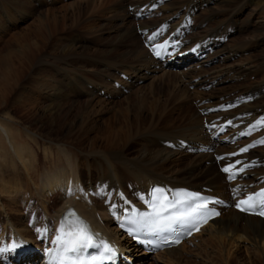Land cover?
<instances>
[{
	"label": "bare ground",
	"instance_id": "bare-ground-1",
	"mask_svg": "<svg viewBox=\"0 0 264 264\" xmlns=\"http://www.w3.org/2000/svg\"><path fill=\"white\" fill-rule=\"evenodd\" d=\"M53 1L0 0V41L4 40L3 37L12 30L11 27L17 25L20 20L25 22L27 14L36 4L37 7L44 8ZM89 1V5L97 3L101 13L108 11L116 14L121 11V7H127L120 16L127 25L121 30L119 40L112 47L84 56L88 47L80 40L81 37L73 35L72 32L59 37V33L67 27V14L60 15L56 8L51 7L48 8L43 23L37 20L38 22L35 21L26 30L13 33L5 41L6 46L0 49V110L9 109L14 105L15 109L35 119L25 123L27 134L34 141H37L35 136L39 134L42 139L51 142L45 144L47 146H44L43 156V150L40 152L35 145L13 143L10 130L4 118L0 116V129L4 131L11 145L8 155L11 158V170L15 171L14 173L7 169L0 156V183L2 186L4 184L2 188L9 194H14L12 187L16 189L15 186L19 185L18 192L24 195L21 201L23 208L33 212V218L42 211L46 219L54 220L56 226L62 220L63 214L73 207L79 215L89 220L94 228L105 233L109 239H115L111 231L115 235L118 234L119 218L128 209L118 194L120 187L126 189L134 200L149 198L150 186L154 183L169 188H206L213 194L224 196H229V188H233L237 183L240 186L237 192L244 188L260 187L258 181L264 178V143L254 150L251 149L245 156L246 160L249 159L248 162L257 159L254 169L246 172V177L237 183H228L220 170L223 162L217 160L216 156L222 152L235 151V145L212 139L209 128L230 121L231 129H242L256 122L258 129L253 137L264 134V56L258 59L257 56L254 57L257 47L262 45L264 48V0ZM158 1H162V4L155 14L162 11L161 17L138 21L135 19L139 8ZM204 4L207 5L205 8L208 7L205 10ZM212 4H215V7ZM249 4L261 8L263 19L260 27L248 32L246 37H243L246 29L240 27L242 35L237 37L235 42L228 44L230 55L241 49L243 53L240 54L244 60L239 62V66L227 67L226 73H222L220 69L206 67V61L217 60L215 54H218L219 50L216 52V47L222 45L223 39L230 37L231 29H235ZM131 6L136 9L132 13L128 10ZM197 8H203L202 15H198L199 19L196 14L200 10L197 11ZM188 17L193 20L195 18L191 34L186 32L190 26L181 24ZM158 27L164 31L169 27L171 31L180 29L185 32L184 38L189 45L184 39V50L199 44L204 51L212 46L214 53L203 63L192 55L184 57L175 66L158 65L144 45L147 35L143 33L146 29L153 31ZM47 33L51 35L50 40ZM130 45L132 47L128 48ZM48 47L51 50H48ZM218 57L227 59L228 56L226 53L219 54ZM253 64L257 65L254 67L255 71H252ZM174 67L176 70H172ZM250 67L252 70L249 71ZM114 71H117L116 75ZM144 71L157 75L161 86L155 82L150 85V89L131 92L138 82L137 79L146 76ZM122 74H126L127 78L124 79ZM239 75L244 76V82L241 83L246 85L244 89L238 90L241 85L234 82L230 88H227V85L216 87L217 83H223L226 78L234 79ZM206 86L210 88L207 90ZM228 89L231 90L227 93ZM80 96L85 97V108L89 112L104 115L105 112L113 110L111 112H114V115L104 118L101 124V118L96 117L100 119L98 121L93 117L92 127L83 126L84 115L76 113L80 111ZM121 98L141 104L140 106L144 105L143 108L149 103L147 108L150 112L146 115L140 110V113H137L139 121L134 123L136 118L127 112L128 108ZM223 103L225 107L216 110ZM55 131H66V136L53 137L51 134ZM84 138H87V143L79 144ZM41 142L36 143L41 146ZM187 142L190 146H185ZM135 146L137 147L133 149ZM206 146L213 148V151H199L198 148ZM5 175L9 176L8 180L4 178ZM131 183L136 184L137 190L141 192H134ZM30 189L39 196L38 199L43 195L40 202L45 212L33 210L38 199L31 195L25 197ZM55 196H61V201L56 200ZM5 207L6 210L19 212L9 203ZM54 208L57 209L51 214L50 211ZM38 227L42 229V226ZM5 232L12 235L8 240L9 244L29 240L33 242L31 239L35 238L31 234L32 230L20 229L15 223H11V220ZM205 232L209 233V237L199 244L200 257V253H203L207 255L206 259L213 260L210 252L215 247L221 253H228L229 258L224 264H264V220L242 214L233 208L224 209L221 216L204 227L200 233L177 247L158 252L157 257L166 258L169 264L181 262L186 253L191 254L193 251L185 250V245ZM6 236L2 235L1 238ZM124 240L126 241H117L128 247L122 243L129 244L130 240ZM242 249L248 256L247 260L241 258ZM237 256L239 262L234 260ZM33 258L34 256L27 260L32 262Z\"/></svg>",
	"mask_w": 264,
	"mask_h": 264
},
{
	"label": "rangeland",
	"instance_id": "rangeland-1",
	"mask_svg": "<svg viewBox=\"0 0 264 264\" xmlns=\"http://www.w3.org/2000/svg\"><path fill=\"white\" fill-rule=\"evenodd\" d=\"M256 1V0H255ZM87 4H86V3ZM171 2V1H170ZM50 5H46L44 6V8H39L37 7L38 5L36 4L35 5V8L31 11H29L30 13H28L27 15V18L24 21L20 20V22L15 25L14 27H11L12 30H10L4 37H3V41H0V49L1 48H4V46H6V43L5 41H7L11 35L15 32H20V31H23V30H26V28H29L32 24L35 23V21L39 20V22H44L45 18H46V13H47V10L48 8H56V12L59 13L60 15H64V14H67V21H66V25L67 27L61 32L59 33V37H62L64 35H67L69 33L72 32V34H76L77 36L81 37L80 40H82L85 45L88 47V52L85 51L86 53H84V56H90L92 54H94L95 51L97 50H100V49H107L112 47V45H115L116 41L119 40L120 36H121V30H124L126 25L124 23V21L120 18V16H122L123 14V11L127 9V7H121L119 12H117L116 14L114 12H103V15L100 11V9L98 8V5L97 3L96 4H93V5H89L88 3H90L89 0H54L53 2H49ZM81 3V5H80ZM84 3V4H82ZM87 5V6H86ZM213 7H215V4H212ZM74 6V7H73ZM207 5L205 4L203 8V10L207 9L205 8ZM77 7V8H76ZM96 7V8H94ZM260 7H257L256 5L254 4H249V6L247 8L244 9L243 11V14L240 18V20L238 21L235 29H231L233 31V33L230 34V39L228 40V42H222V45H219L217 46L218 49L216 50V52L219 50V53L218 54H215L217 56V60H214V61H208L209 64H211V62H215V64H213V66L210 67L211 68H215L214 70H222V73H226L228 68L227 67H232L231 65H236V66H239V62L243 61V57H242V54L240 53H243L241 51V49L239 50V52L233 54V55H230V49H229V43L230 42H235V40L237 39V37H239L241 34L240 32V27L241 28H244L246 30H244L243 32V37H246V34H248V32H253L255 29H257L258 27H260V22L262 21L263 19V14L261 12V8L259 9ZM45 9V10H44ZM80 9V10H79ZM96 9V10H95ZM131 9V8H130ZM128 9V10H130ZM201 9H198L200 11H198L199 13L196 14L197 18L199 19L200 17H198V15H202L203 13V10ZM109 10V9H108ZM210 10V9H209ZM34 11V12H33ZM90 11V12H89ZM131 11V10H130ZM81 12V13H80ZM96 12V13H95ZM201 12V13H200ZM35 13V14H34ZM44 13V15H43ZM81 15H80V14ZM99 13V14H98ZM132 13V12H131ZM112 14V16H111ZM107 15V16H106ZM115 15V16H114ZM118 15V16H116ZM43 16V18H41ZM71 16L73 18H71ZM110 16V17H109ZM107 17V18H106ZM112 17V18H111ZM119 17V18H117ZM77 22H75V21ZM138 21V19H136ZM140 20V19H139ZM33 21V22H32ZM32 22V23H31ZM38 22V21H37ZM42 22V23H43ZM96 22V23H95ZM113 22V23H111ZM200 22V20H199ZM68 23V24H67ZM123 24V25H122ZM246 24V25H245ZM69 25V26H68ZM89 25V26H88ZM97 25V26H96ZM110 28H109V27ZM70 27V28H69ZM95 27V28H94ZM117 27V28H115ZM89 28V29H88ZM119 28V29H118ZM96 29V30H95ZM98 29H100L98 31ZM111 29V30H109ZM67 31V32H66ZM120 32V34H119ZM117 33V34H116ZM49 35V40L51 39V35L49 33H47ZM118 36V37H116ZM115 42H114V41ZM240 41V40H239ZM52 43V42H50ZM225 44V45H223ZM132 46L130 45L128 48H131ZM222 47V48H221ZM264 47V46H263ZM225 48V49H224ZM222 49V50H221ZM224 49V50H223ZM48 50H51L49 47H48ZM93 51V52H90V51ZM222 51V52H221ZM221 52V53H220ZM89 53V54H87ZM227 53V59H221L220 57H218L219 54H226ZM246 53V52H245ZM248 53V52H247ZM246 53V54H247ZM257 56L256 58H261L264 56V48H262V45L257 47L254 51V57ZM215 56H213L212 58L214 59ZM242 60H241V59ZM240 59V60H239ZM196 63V62H195ZM208 64V63H206ZM257 64V63H256ZM258 65V64H257ZM257 65L253 64L251 67H253L252 70L251 67L249 69L252 70V71H255V68ZM46 66V65H45ZM217 67V68H216ZM222 67V68H221ZM226 67V68H225ZM225 71V72H223ZM115 75L117 74V71H114ZM146 71H144L143 73H145ZM146 76H140L138 80V82H136L134 85V87L132 88V91L131 92H141V91H145L147 89H150V85H152L153 83L157 82V84L159 86H161V80L157 77V75H152L151 74V71L149 72H146L145 73ZM226 75V74H225ZM152 76V77H151ZM156 76V77H155ZM154 77V78H153ZM226 77V76H225ZM240 77V78H239ZM239 77H236L237 79H240L239 81L234 78V79H229V78H226V80H224L223 83H217L216 87H223V86H226L227 88H230V85L231 83L234 82V84H237V85H241L239 89H244V87L246 86L245 84H241L244 82V76L242 75H239ZM242 77V78H241ZM224 78V77H222ZM156 79V80H155ZM236 79V80H235ZM154 80V81H153ZM158 80V81H157ZM160 81V82H159ZM238 81V82H237ZM241 81V82H240ZM243 81V82H242ZM236 82V83H235ZM229 83V84H228ZM28 84H31V83H28ZM149 84V86H148ZM192 86V85H191ZM190 86V87H191ZM210 86V85H209ZM243 86V87H242ZM165 87V85H164ZM166 87H168V84L166 85ZM189 87V88H190ZM215 87V88H216ZM206 89V88H205ZM209 89V88H208ZM207 89V90H208ZM125 90V89H124ZM190 90L192 91V89L190 88ZM214 90V88H213ZM225 90V89H224ZM231 89H228L226 92H230ZM127 94V93H126ZM81 98V102H80V111L79 112H76V113H79L80 116H82L81 114L84 115V118H85V124L83 126L87 127V128H90L94 125V121H93V117L94 119H97L96 117H99L101 118L100 119H97L99 121V124L102 123V120L104 118H108L110 117L111 115H114L111 111L113 110H109V112H105L104 115L100 114L99 113L96 114L93 113V112H89L88 109L85 108V97H82L80 96ZM122 100L124 98H121ZM124 99L123 102H125V107L128 108V111L132 116H134L136 118V120L134 121V123L138 122L139 119L138 118V115L137 113L139 112L140 113V110H143L144 113L147 115L150 110L147 108V106L149 105L148 104H145L146 108H143L144 105L140 106L141 104H138L136 102H132V101H128ZM131 100H134V99H131ZM128 106V107H127ZM10 107V105H9ZM113 107V106H112ZM117 108H119V106L117 105L116 106ZM16 107H11L9 109H6V108H3L2 110H0V116L2 118H4L5 122H6V125L7 127L9 128L10 130V133L12 135V141L13 143H17V144H31V145H35L37 146L36 149H38L40 152L41 150H43L41 153H42V156L44 154V146H47L45 145L46 143L50 144L51 142L47 141V139H42V136H40L39 134H36L35 136V139L39 142H41V146H39L36 142L37 141H34V139H32L30 137L29 134H27V131L25 129V123L27 124L31 122H33L35 119L33 118H30L28 117L24 112L20 111V110H17L15 109ZM88 110V111H87ZM116 110V108H115ZM114 110V111H115ZM118 110V109H117ZM85 111V112H84ZM136 114V116H135ZM88 115V116H87ZM99 115V116H98ZM86 116V117H85ZM90 120V121H89ZM67 121V120H66ZM93 122V123H92ZM23 123V124H22ZM91 123V124H89ZM164 123V122H163ZM104 124H102L103 126ZM46 132V131H45ZM53 137L54 136H60V137H64L66 136V131L65 132H62L60 131L59 133L57 131L55 132H52L51 134ZM138 138V136L136 137ZM41 139V140H40ZM44 140V141H43ZM85 140V142H84ZM34 141V142H33ZM103 141V140H101ZM32 142V143H31ZM71 142V141H70ZM75 143H77L76 141H74ZM35 143V144H34ZM87 143V138L83 139L82 142H80L79 144H85ZM135 145V144H134ZM55 146V145H54ZM53 146V147H54ZM137 146L133 147L136 148ZM11 145H10V142H9V139L8 137L6 136V134L4 133L3 130L0 129V156L2 157V162L7 166L6 168L7 169H10L11 172L13 171L11 170L12 169V166H11V158L8 157V155L10 154L11 152ZM5 154V155H3ZM11 172H8L7 173H11ZM85 172H87L85 170ZM15 173V171H14ZM8 177L7 175L4 176V178L6 180H8ZM22 178V177H20ZM7 185V184H6ZM136 184L134 183H131V186H135ZM2 187H4V184L2 186V183H0V236L2 235L3 233V230L5 231V229L7 228V226L10 224V220H11V223H15V226H17L18 228L20 229H30L32 230V235L33 237H36L37 235L35 234L36 232V227H34L32 224H34L35 220V217L31 219V216L34 214L33 212L23 208V204H22V200L24 199V195L21 194V192H18L19 190V185L17 187V185L15 186L16 189L14 187H12V191L14 194H9L6 189L4 190ZM22 187V186H21ZM14 188V189H13ZM24 190V188L22 189ZM31 190V192H29ZM29 191H27L28 193L25 194V197H27L28 195H31L33 197H37L36 199L39 198V196H37V194L35 193L34 194V191L33 189H30ZM26 192V191H25ZM34 195H33V194ZM86 195V194H85ZM30 197V196H29ZM28 197V198H29ZM43 195L40 196V198L42 199ZM86 198L88 196H85ZM13 199H16L18 202H14ZM41 199H38L36 201V205L35 207H33V210H43L45 212V208H42L43 205L42 202H40ZM55 199L58 200L59 202L61 201V196H55ZM103 199V198H102ZM101 199V200H102ZM26 201L28 200L27 198L25 199ZM40 203H39V202ZM13 202V203H12ZM49 202V201H48ZM10 204V205H13L15 206V208L18 209L19 212L17 211H14L13 210H6L7 208L5 207L6 204ZM104 203V202H103ZM105 204V203H104ZM60 206V205H59ZM8 207V206H7ZM55 209L57 208H54V209H51L50 213L53 214L55 213ZM32 210V211H33ZM40 212V211H39ZM43 212L41 211L40 214H38L37 216V219H39L41 217V220L44 218L43 217ZM36 225V224H35ZM35 230V231H34ZM20 233H24V232H21L19 231ZM111 235L119 240V241H126L124 240L123 238L119 237V235H115L112 231H111ZM209 237V233L208 232H205L203 235L199 236L198 239H195L193 240L194 242L192 243H187L188 245H185V250L187 251H191V249L193 251H191V254H185V259L182 260L181 262H178V263H175V264H201V263H205V264H224L225 261L228 260V253L227 252H224V253H221L218 251L217 248L214 247V250L212 249V251L210 250L211 248H209V251H211V256H213V260L210 258V259H206L207 258V255L206 254H203V253H200L201 254V257L199 254V251H200V246L199 244L201 243L202 240H205L206 238ZM32 238V237H31ZM35 238H32L31 241H33ZM30 241V240H29ZM33 243H35V241H33ZM123 245L126 244V246H129L128 243H125L123 242L122 243ZM199 248V249H198ZM208 248V247H206ZM195 249V250H194ZM198 251H197V250ZM233 250V249H232ZM243 250V249H242ZM197 251V253H196ZM217 253V254H216ZM218 253H219V256H218ZM227 253V254H226ZM204 256H203V255ZM223 254V255H222ZM245 254V256H244ZM193 255V256H192ZM243 256V257H242ZM219 257V259L217 258ZM221 257H224V258H221ZM217 258V259H216ZM241 258L242 259H245L247 260L248 259V256L245 252V250H243V254L241 255ZM189 259V260H188ZM192 259V261H191ZM217 261H215V260ZM238 259V256L237 258H235V262L236 260ZM139 260L141 261H138L137 264H169L167 261H166V258L164 257H157V254L154 256L152 255H149V256H146V257H142L140 258L139 257ZM205 260H208V261H205ZM190 261V262H189ZM204 261V262H202ZM241 261V260H240ZM208 262V263H206ZM237 262H239V260H237ZM1 264V262H0Z\"/></svg>",
	"mask_w": 264,
	"mask_h": 264
},
{
	"label": "snow or ice",
	"instance_id": "snow-or-ice-1",
	"mask_svg": "<svg viewBox=\"0 0 264 264\" xmlns=\"http://www.w3.org/2000/svg\"><path fill=\"white\" fill-rule=\"evenodd\" d=\"M159 54V53H157ZM264 143V141H260ZM241 151H247L242 149ZM232 167H226L225 172H232ZM233 178V177H229ZM187 199L169 200L167 194L156 189L153 193L151 213H141L140 219H132V223L148 228L151 231L173 230L174 225H192L199 230V225L206 223L213 215H219L208 205L212 201L205 200L198 195L183 194ZM187 201H198L188 207H183ZM236 207L241 211H250L260 208L259 215L264 216V190L255 196H248L240 200ZM166 213H169L165 215ZM41 237H46L48 229L37 228ZM56 247L51 259L54 264H106L116 256L115 249L91 230L87 224L74 210H69L60 221L56 235L51 241ZM16 243L0 247V254L13 250ZM92 250V251H89Z\"/></svg>",
	"mask_w": 264,
	"mask_h": 264
}]
</instances>
